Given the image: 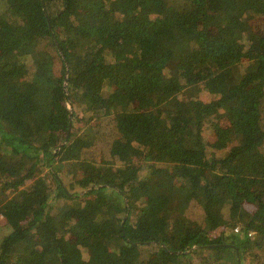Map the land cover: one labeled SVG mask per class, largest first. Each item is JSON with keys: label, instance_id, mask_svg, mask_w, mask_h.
Listing matches in <instances>:
<instances>
[{"label": "trees", "instance_id": "trees-1", "mask_svg": "<svg viewBox=\"0 0 264 264\" xmlns=\"http://www.w3.org/2000/svg\"><path fill=\"white\" fill-rule=\"evenodd\" d=\"M239 257L264 264V0H8L0 264Z\"/></svg>", "mask_w": 264, "mask_h": 264}, {"label": "rangeland", "instance_id": "rangeland-1", "mask_svg": "<svg viewBox=\"0 0 264 264\" xmlns=\"http://www.w3.org/2000/svg\"><path fill=\"white\" fill-rule=\"evenodd\" d=\"M6 2H8V0H0V10L2 9V6L6 3ZM214 97V95H212V94H205L204 95V99H207V100H210V99H212ZM70 108H71V106H70ZM82 125V123H78V126H81ZM55 182L56 181H54V180H52L51 181V179H50V183H51V185H53V184H55ZM118 191V190H117ZM203 211L201 210V209H194V210H192V217H201V213H202ZM6 229H8V228H6Z\"/></svg>", "mask_w": 264, "mask_h": 264}, {"label": "water", "instance_id": "water-1", "mask_svg": "<svg viewBox=\"0 0 264 264\" xmlns=\"http://www.w3.org/2000/svg\"><path fill=\"white\" fill-rule=\"evenodd\" d=\"M58 44V43H57ZM60 50V53L63 55V52H62V50L61 49H59ZM63 57H64V55H63ZM66 61V66H67V74H66V81H65V84L67 85V82H68V75H69V66H68V62H67V60H65ZM118 189V188H117ZM88 190H91V188L90 189H88ZM88 190H83L82 191V193H84V192H86V191H88ZM121 193H123V195H124V192H122L121 191ZM152 243H155V242H152ZM164 245V244H163ZM181 252V251H180ZM239 264H241V262H240V257H239Z\"/></svg>", "mask_w": 264, "mask_h": 264}, {"label": "built area", "instance_id": "built-area-1", "mask_svg": "<svg viewBox=\"0 0 264 264\" xmlns=\"http://www.w3.org/2000/svg\"><path fill=\"white\" fill-rule=\"evenodd\" d=\"M235 230H236V231H239V228L237 227Z\"/></svg>", "mask_w": 264, "mask_h": 264}]
</instances>
